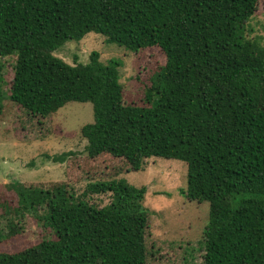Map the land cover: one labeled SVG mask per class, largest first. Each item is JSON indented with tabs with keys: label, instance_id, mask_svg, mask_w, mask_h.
Listing matches in <instances>:
<instances>
[{
	"label": "trees",
	"instance_id": "obj_1",
	"mask_svg": "<svg viewBox=\"0 0 264 264\" xmlns=\"http://www.w3.org/2000/svg\"><path fill=\"white\" fill-rule=\"evenodd\" d=\"M258 6L259 0H0V56L17 55L10 100L41 117L70 101L91 102L94 121L82 127L90 159L121 158L132 171L152 156L187 162V196L210 204L204 264H264V45L248 35ZM90 32L133 52H165L144 105L125 102L119 60L104 63L93 51L87 63L70 64L55 55ZM86 182L81 193L70 183L15 182L19 201L13 214H1L8 223L0 224V243L23 232L29 214L50 233L25 249L0 250V264H147V186L111 175ZM92 194L111 200L99 206Z\"/></svg>",
	"mask_w": 264,
	"mask_h": 264
},
{
	"label": "rangeland",
	"instance_id": "obj_2",
	"mask_svg": "<svg viewBox=\"0 0 264 264\" xmlns=\"http://www.w3.org/2000/svg\"><path fill=\"white\" fill-rule=\"evenodd\" d=\"M248 35L264 45V0L248 24ZM93 51L101 60L120 61V81L126 103L144 105L151 77L166 64L167 57L159 46L133 52L109 43L106 37L88 33L81 41L69 40L56 56L70 64L87 63ZM17 55L0 56L2 92L5 105L0 118V224L8 223L3 212L18 205L15 182L28 186L54 188L73 184L81 193L89 176L124 178L136 186H147L145 205L149 210L146 229L147 264H204V232L209 223L208 201L192 200L186 194L188 164L179 159L152 156L140 171H132L124 159L102 155L90 159L86 155L87 139L82 127L94 121L91 102L70 101L48 117L33 116L10 100ZM75 152L65 162L53 156ZM79 166H78V165ZM99 206L110 202V194H92L89 198ZM41 213H43L41 211ZM25 229L0 243V250L16 252L40 242L50 230L33 215L26 216Z\"/></svg>",
	"mask_w": 264,
	"mask_h": 264
}]
</instances>
